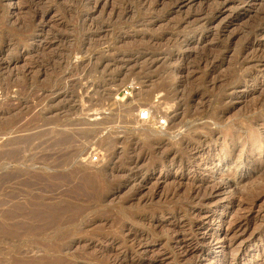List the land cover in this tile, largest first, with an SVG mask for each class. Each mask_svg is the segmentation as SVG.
Wrapping results in <instances>:
<instances>
[{
    "label": "rangeland",
    "instance_id": "1",
    "mask_svg": "<svg viewBox=\"0 0 264 264\" xmlns=\"http://www.w3.org/2000/svg\"><path fill=\"white\" fill-rule=\"evenodd\" d=\"M224 254L264 264V0H0V264Z\"/></svg>",
    "mask_w": 264,
    "mask_h": 264
},
{
    "label": "built area",
    "instance_id": "2",
    "mask_svg": "<svg viewBox=\"0 0 264 264\" xmlns=\"http://www.w3.org/2000/svg\"><path fill=\"white\" fill-rule=\"evenodd\" d=\"M135 86H136L135 82H130L122 88L121 93L123 94L124 97H126L132 93ZM137 117H138V120L150 121L152 119V111L148 107L142 108L141 110H139ZM167 124H168L167 118L164 116L156 120L157 127H164Z\"/></svg>",
    "mask_w": 264,
    "mask_h": 264
},
{
    "label": "bare ground",
    "instance_id": "3",
    "mask_svg": "<svg viewBox=\"0 0 264 264\" xmlns=\"http://www.w3.org/2000/svg\"><path fill=\"white\" fill-rule=\"evenodd\" d=\"M23 141V140H22ZM20 143V142H19ZM19 145V144H18ZM22 146V145H21ZM18 148H19V146H18ZM22 150V148H19V150ZM238 252V251H237ZM223 255V254H222ZM225 255V254H224ZM235 255V254H234ZM230 256V255H229ZM233 256V255H232ZM234 257V256H233ZM239 257V256H238ZM232 258V257H231ZM231 258H229L228 256H222V261L223 262H225V263H228V264H239V261L238 260H236V259H231ZM221 261V260H220ZM242 261V260H241ZM242 262H244V261H242ZM245 263V262H244Z\"/></svg>",
    "mask_w": 264,
    "mask_h": 264
}]
</instances>
